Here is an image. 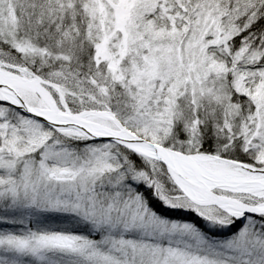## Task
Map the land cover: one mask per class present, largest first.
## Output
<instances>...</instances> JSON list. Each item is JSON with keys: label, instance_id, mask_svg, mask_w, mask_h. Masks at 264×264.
Segmentation results:
<instances>
[{"label": "snow or ice", "instance_id": "1", "mask_svg": "<svg viewBox=\"0 0 264 264\" xmlns=\"http://www.w3.org/2000/svg\"><path fill=\"white\" fill-rule=\"evenodd\" d=\"M0 264H264V0H0Z\"/></svg>", "mask_w": 264, "mask_h": 264}]
</instances>
